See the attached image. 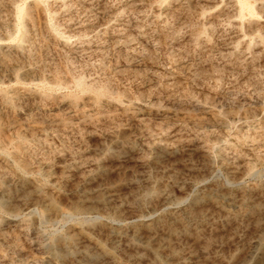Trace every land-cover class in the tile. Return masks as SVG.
Wrapping results in <instances>:
<instances>
[{"label": "rangeland", "instance_id": "rangeland-1", "mask_svg": "<svg viewBox=\"0 0 264 264\" xmlns=\"http://www.w3.org/2000/svg\"><path fill=\"white\" fill-rule=\"evenodd\" d=\"M243 1L0 0V264H264Z\"/></svg>", "mask_w": 264, "mask_h": 264}, {"label": "bare ground", "instance_id": "bare-ground-1", "mask_svg": "<svg viewBox=\"0 0 264 264\" xmlns=\"http://www.w3.org/2000/svg\"><path fill=\"white\" fill-rule=\"evenodd\" d=\"M238 1V3H239V11H238V15L239 16H241L242 15V13L244 12V11H248V13L250 14V15H254V9H253V6H252V4L251 3H249V2H247V1H243V0H237ZM19 12V11H18ZM20 13H21V15L23 16L24 14L26 15V14H28V12H27V10H20ZM256 13V12H255ZM19 15V14H18ZM18 15H17V17H18ZM21 15H19V16H21ZM20 21V20H19ZM19 25V24H18ZM20 26V25H19ZM61 240H62V238H61Z\"/></svg>", "mask_w": 264, "mask_h": 264}]
</instances>
